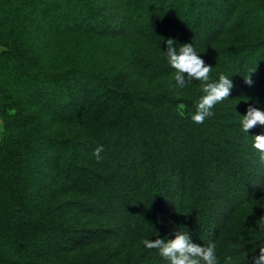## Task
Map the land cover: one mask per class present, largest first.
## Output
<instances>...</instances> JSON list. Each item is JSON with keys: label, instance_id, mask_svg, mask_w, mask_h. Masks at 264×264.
<instances>
[{"label": "trees", "instance_id": "16d2710c", "mask_svg": "<svg viewBox=\"0 0 264 264\" xmlns=\"http://www.w3.org/2000/svg\"><path fill=\"white\" fill-rule=\"evenodd\" d=\"M0 264H264V0H0Z\"/></svg>", "mask_w": 264, "mask_h": 264}, {"label": "clouds", "instance_id": "9594fccd", "mask_svg": "<svg viewBox=\"0 0 264 264\" xmlns=\"http://www.w3.org/2000/svg\"><path fill=\"white\" fill-rule=\"evenodd\" d=\"M241 128H242V130L246 133V129H245V126H244V124L242 123V121H241ZM201 240H202V239H201ZM204 243H205V244H211L212 241H205V240H204Z\"/></svg>", "mask_w": 264, "mask_h": 264}]
</instances>
